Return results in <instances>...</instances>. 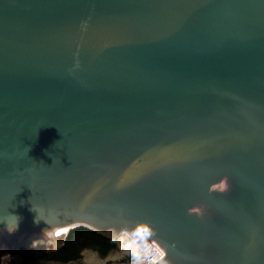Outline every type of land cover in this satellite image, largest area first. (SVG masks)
<instances>
[{
  "label": "water",
  "instance_id": "1",
  "mask_svg": "<svg viewBox=\"0 0 264 264\" xmlns=\"http://www.w3.org/2000/svg\"><path fill=\"white\" fill-rule=\"evenodd\" d=\"M77 226L264 264V0H0V254Z\"/></svg>",
  "mask_w": 264,
  "mask_h": 264
},
{
  "label": "trees",
  "instance_id": "2",
  "mask_svg": "<svg viewBox=\"0 0 264 264\" xmlns=\"http://www.w3.org/2000/svg\"><path fill=\"white\" fill-rule=\"evenodd\" d=\"M83 241H89V246L97 249L100 256H105L109 249L114 247V242L108 238L94 232L93 230L77 226L68 230L64 245L57 251L51 253H40L38 258H50L54 260L68 261L77 259L81 255L78 248ZM25 257H33V254L22 251ZM28 264H52L47 261L29 262Z\"/></svg>",
  "mask_w": 264,
  "mask_h": 264
},
{
  "label": "bare ground",
  "instance_id": "3",
  "mask_svg": "<svg viewBox=\"0 0 264 264\" xmlns=\"http://www.w3.org/2000/svg\"><path fill=\"white\" fill-rule=\"evenodd\" d=\"M112 239L115 241L118 255V258L113 264H144V262L146 263L149 262L148 260H151V258L147 259L144 256L143 249L137 242L135 244L132 243L134 239L127 232H120ZM68 262L69 261L63 263Z\"/></svg>",
  "mask_w": 264,
  "mask_h": 264
},
{
  "label": "built area",
  "instance_id": "4",
  "mask_svg": "<svg viewBox=\"0 0 264 264\" xmlns=\"http://www.w3.org/2000/svg\"><path fill=\"white\" fill-rule=\"evenodd\" d=\"M142 249L144 256L147 259L151 258V260H148L149 262H144V264H156L155 262L161 258L160 251L162 249L153 241L145 245ZM33 259H37V257H25L22 250L19 249L0 254V264H28Z\"/></svg>",
  "mask_w": 264,
  "mask_h": 264
},
{
  "label": "rangeland",
  "instance_id": "5",
  "mask_svg": "<svg viewBox=\"0 0 264 264\" xmlns=\"http://www.w3.org/2000/svg\"><path fill=\"white\" fill-rule=\"evenodd\" d=\"M114 242L113 239H109ZM78 251H81V256L77 259H71L68 263H61V262H52L48 260H32L30 262H36V261H47L52 264H113L116 259L118 258L117 251H116V246L112 247L111 249L108 250L105 256H100L98 254L97 249L92 248V247H85L81 248L79 246Z\"/></svg>",
  "mask_w": 264,
  "mask_h": 264
},
{
  "label": "clouds",
  "instance_id": "6",
  "mask_svg": "<svg viewBox=\"0 0 264 264\" xmlns=\"http://www.w3.org/2000/svg\"><path fill=\"white\" fill-rule=\"evenodd\" d=\"M17 227H18V225H16V228H17ZM16 228H13V229L9 232V234H12V232H14V231L16 230ZM147 235H148V229H147L146 227L144 228L143 232L137 231V232L135 233V236L140 237L141 239H143V238L146 237ZM132 243L135 244L136 241L133 240ZM163 256H164V252L161 250V251H160V257H163Z\"/></svg>",
  "mask_w": 264,
  "mask_h": 264
},
{
  "label": "flooded vegetation",
  "instance_id": "7",
  "mask_svg": "<svg viewBox=\"0 0 264 264\" xmlns=\"http://www.w3.org/2000/svg\"><path fill=\"white\" fill-rule=\"evenodd\" d=\"M88 242H89V241H88ZM49 259H50V258H49ZM33 260H36V259H33ZM37 260H44V258H40V259H37ZM53 260H54V259H53ZM31 261H32V260H31ZM60 261H61V260H60ZM60 261H59V262H60ZM29 262H30V261H29ZM29 262H28V263H29ZM52 262H56V261H52ZM61 263H63V262H61Z\"/></svg>",
  "mask_w": 264,
  "mask_h": 264
}]
</instances>
